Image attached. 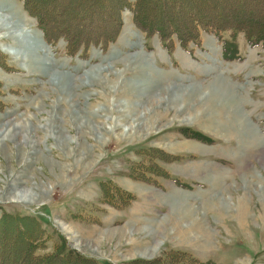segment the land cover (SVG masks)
I'll list each match as a JSON object with an SVG mask.
<instances>
[{
  "label": "rangeland",
  "instance_id": "374dc122",
  "mask_svg": "<svg viewBox=\"0 0 264 264\" xmlns=\"http://www.w3.org/2000/svg\"><path fill=\"white\" fill-rule=\"evenodd\" d=\"M125 1L120 34L104 49L96 41L108 14L87 16L82 36L63 13L69 0H48L46 41L23 0H0V127L10 123L13 135L26 124L0 141V224L10 242L31 239L39 259L264 264V48L203 28L184 47L179 32L188 5L195 19L256 21L264 1L141 0L156 33L137 26L138 0ZM217 83L230 95H217ZM26 244L19 238V252Z\"/></svg>",
  "mask_w": 264,
  "mask_h": 264
},
{
  "label": "trees",
  "instance_id": "16d2710c",
  "mask_svg": "<svg viewBox=\"0 0 264 264\" xmlns=\"http://www.w3.org/2000/svg\"><path fill=\"white\" fill-rule=\"evenodd\" d=\"M25 4V8L28 10V12L35 16L38 21L41 29L44 32V37L46 41L51 40V35L49 32V29L47 27V24L44 23V14L47 15V12H43L45 7L48 6V0H23ZM60 1H66V0H60ZM89 3V14L80 16V7L83 5V0H69L68 5L66 6L67 9L63 13H68L69 12L72 15H69L71 21L73 20H79L81 23L79 24L77 31L75 33L80 34L84 36L85 34V23L82 21L87 19V16L89 17V20L91 21L93 19V16L98 13L101 16L104 14H108L111 19L106 16V24L109 26L108 31L106 34V37L103 40H98L96 43H99L100 46L104 47V49L112 43L117 36L120 34V26H121V12L122 9L124 8L125 5H127V2L125 0H104L105 4L101 7L100 1L101 0H87ZM189 1V0H188ZM264 1V0H263ZM170 3L174 4L172 7L176 5H181L185 6V2L183 0H171ZM246 5V0H240V5ZM92 6V7H91ZM141 6L142 2L141 0H138L136 4L134 5L133 9L135 11V20L137 22V26H140V29L144 30L147 33H152L155 32L153 26L150 24H144L142 22V16H141ZM69 9V10H68ZM186 12L190 14V26H188L186 31H182V29H179L181 36V39L185 42V46L187 47L190 42H195V43H200L201 38L199 36V31L201 28H203L206 31H213L215 35L218 36V39L221 40L222 36L225 32L227 31H232L235 34L238 33H244L247 41L252 45V46H257V45H262L264 47V10H262V14L260 13L258 17V20H252L249 19L248 21H245V19H240L234 22L231 21H226L225 19H219L217 22H214L211 19H206L205 17H200V18H192L193 14V6H186L185 7ZM84 10L81 9V12ZM261 10H259L260 12ZM225 14L223 11L219 12L218 15L220 14ZM246 14V13H245ZM257 14V13H256ZM53 16H58L62 15V13H55L52 12ZM143 15V14H142ZM229 15V14H226ZM232 16V15H231ZM252 16H254V12H252ZM79 18V19H78ZM94 20V19H93ZM65 32H68V27L71 28L72 24H66L64 26ZM100 28V27H99ZM101 29V28H100ZM99 30H95L93 32L97 33ZM156 33V32H155ZM160 35L162 37V40L166 39V32L160 31ZM67 40L73 39L68 36H66ZM83 38V37H82ZM90 39H95L93 37H88ZM84 38L82 39L81 43L78 45L76 39L74 41L76 42L77 46L81 45H88V42L83 41ZM163 40V41H164ZM165 43V42H164ZM72 45V44H71ZM201 45V44H200ZM74 48V46L72 45ZM166 47L168 48L169 45ZM237 49L238 46L234 43H231L229 41H226L224 43V56L228 60H235L238 59L237 56ZM72 51V50H71ZM8 217V216H7ZM5 219V217H4ZM21 233V232H20ZM27 242L26 246L27 249L22 252V250L19 252V247L18 241L19 238ZM12 241L10 242V236L8 233V228L5 227V222H1L0 224V264H39L38 261H42L43 264H53L55 260L58 262L57 264H99L95 262L94 260L86 259L82 256L76 255L74 256L73 254H65V253H56L51 256H46L45 258L39 259L35 256L32 255V250L34 247L30 245L31 239H29V242L25 236H17L11 239ZM177 254H172L173 258H176ZM133 264H162V261L160 259L153 260V261H135Z\"/></svg>",
  "mask_w": 264,
  "mask_h": 264
},
{
  "label": "bare ground",
  "instance_id": "6f19581e",
  "mask_svg": "<svg viewBox=\"0 0 264 264\" xmlns=\"http://www.w3.org/2000/svg\"><path fill=\"white\" fill-rule=\"evenodd\" d=\"M0 29H2L1 27H0ZM2 37V36H1ZM1 37H0V39H1ZM31 49V48H30ZM27 50H28V48H27ZM6 53H8L7 51H6ZM24 54V53H23ZM10 55H11V57H20V56H18L19 54H17L16 52H13L12 51V49L10 50ZM34 63H36L37 64V62H34ZM219 82V81H218ZM218 85H219V88L218 89H216L215 91H216V93H217V95L218 94H220L221 96L222 95H230V92L229 91H227V89H226V87H224L223 86V84L222 83H217ZM216 87V86H215ZM211 88H213V87H211ZM210 88V89H211ZM212 93H214V92H212ZM214 95V94H213ZM217 99V98H216ZM7 128H10V123H7V124H4L3 126H1L0 127V141H2V142H4V141H6V140H10V137H16V136H18L19 135V130H20V128L22 129H25L26 128V124H21V123H17L16 125L14 124L13 125V135H12V133L7 129ZM26 130V129H25ZM17 138V137H16ZM25 139H27V138H25ZM29 141V140H28ZM27 141V142H28ZM27 142H25V143H27ZM31 142V141H30ZM1 144V143H0ZM31 146V145H30ZM24 193V192H23ZM26 193V192H25ZM25 193L24 194H22L21 193V197H25ZM29 196V195H28ZM242 210H243V208H242ZM244 212V211H243ZM182 234V233H181Z\"/></svg>",
  "mask_w": 264,
  "mask_h": 264
},
{
  "label": "crops",
  "instance_id": "0c3cea01",
  "mask_svg": "<svg viewBox=\"0 0 264 264\" xmlns=\"http://www.w3.org/2000/svg\"><path fill=\"white\" fill-rule=\"evenodd\" d=\"M262 80H264V76H263Z\"/></svg>",
  "mask_w": 264,
  "mask_h": 264
}]
</instances>
